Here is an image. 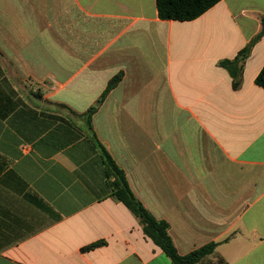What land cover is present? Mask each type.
Here are the masks:
<instances>
[{"label":"crops","instance_id":"obj_1","mask_svg":"<svg viewBox=\"0 0 264 264\" xmlns=\"http://www.w3.org/2000/svg\"><path fill=\"white\" fill-rule=\"evenodd\" d=\"M262 17L264 0L187 22L156 0H0V264H172L111 197L93 133L179 255L264 264V35L239 55Z\"/></svg>","mask_w":264,"mask_h":264},{"label":"trees","instance_id":"obj_2","mask_svg":"<svg viewBox=\"0 0 264 264\" xmlns=\"http://www.w3.org/2000/svg\"><path fill=\"white\" fill-rule=\"evenodd\" d=\"M220 0H156L158 17L162 20L187 22L200 17ZM264 35V17L261 18V31L253 37L239 55L246 56L253 45ZM238 58L222 60L219 66L227 71L231 78L232 87L238 88L240 84L242 68ZM120 77L113 78L107 85L101 98L116 86ZM255 84L264 89V66L255 78ZM100 102V101H99ZM97 105L91 107L86 113V121L90 127V116L96 110ZM93 144L98 149L104 166V176L110 195L117 202L122 203L135 217L139 219L143 233L158 246L172 264H199L200 261L211 255L216 247L215 243L204 245L187 255H179L169 236V226L165 221L157 220L139 202L131 192L124 172L115 164L110 155L96 139L94 133L91 136ZM102 242L93 243L83 250H89L102 245Z\"/></svg>","mask_w":264,"mask_h":264}]
</instances>
